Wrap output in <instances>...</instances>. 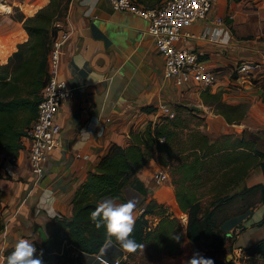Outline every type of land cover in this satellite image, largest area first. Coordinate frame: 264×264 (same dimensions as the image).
<instances>
[{
  "label": "crops",
  "instance_id": "obj_1",
  "mask_svg": "<svg viewBox=\"0 0 264 264\" xmlns=\"http://www.w3.org/2000/svg\"><path fill=\"white\" fill-rule=\"evenodd\" d=\"M4 1L11 6L0 11V57L7 62L18 42L28 39L30 34L11 12L15 0ZM49 1L20 3L28 14H35ZM161 1L138 0L146 5ZM215 5L226 20L214 35L209 30V18L196 20L186 28L190 34L185 42L204 49L203 57L209 67L222 69L216 83L202 85L196 80L178 84L165 74V59L155 45L147 17L130 9L114 8L110 0H99L91 14L85 0L70 1L67 15L57 24L72 29L63 45L60 75L72 87L73 94L60 104L59 142L49 152L42 174L32 170L28 138L18 153L15 171H9L8 157H2L1 171L4 175L12 173L13 181L1 196L4 227L0 230V264H4L5 250L20 239L29 240L37 249L51 232L53 217L71 214L77 188L100 158L113 143L129 144L131 129H145L150 120H160L165 115L159 106L163 101L170 102L176 112L184 109L183 116L200 109L199 113L205 116L200 126L212 140L227 132L244 133L256 140L258 146L259 140H264L259 132L264 129V0H216ZM224 33L225 38L219 39ZM246 60L257 64L250 72L238 71L236 64ZM212 92L219 93V98L228 103H243L246 110L241 119L227 120L218 111ZM159 155L155 148L153 156L123 189V199L104 195L101 201L112 199L121 204L134 200L135 219L151 198L168 204L176 187L169 177L156 181L157 170H171L160 162ZM260 182L264 184V169L255 164L243 183L250 186ZM168 209L173 210L174 206L169 204ZM147 217L150 225L155 226L160 216L151 212ZM180 217L185 220L187 213L181 212ZM222 226L231 233L228 241L233 248L264 238V197L226 218ZM103 247V259L98 263L91 260H98L100 252L74 249L72 253L81 264H107L113 257L127 255L115 237H109ZM208 250L186 234L180 253L165 254L156 263L148 264H187L195 251L207 258L219 256ZM85 257L91 259L89 263Z\"/></svg>",
  "mask_w": 264,
  "mask_h": 264
},
{
  "label": "trees",
  "instance_id": "obj_2",
  "mask_svg": "<svg viewBox=\"0 0 264 264\" xmlns=\"http://www.w3.org/2000/svg\"><path fill=\"white\" fill-rule=\"evenodd\" d=\"M70 1L50 0L35 14H28L24 9L12 13L23 22L30 37L18 42L8 62L0 60V165L3 155L19 153L24 146L23 138L38 114L42 88L49 78L52 37L59 28L57 22L67 15ZM211 96L216 100L218 111L230 122L244 115L243 103H228L219 98L217 92H212ZM188 124V118L177 110L174 116L162 115L158 121L150 120L145 129H131L129 144L113 143L77 188L71 214L53 217L52 230L37 246L35 256L41 258L43 264H78L72 253L74 249L99 253L109 236L104 227L98 229L92 222L91 211L104 195L123 199V189L153 156L155 148L160 151V162L170 165L172 173L177 172L176 190L168 204L154 198L148 200L136 219L132 238L150 247L158 254L157 259L165 254L180 253L186 234L203 247L233 249L232 243L227 244L229 232L222 226L226 218L235 214L226 212L227 205L237 196L246 197L253 192L264 197V184L246 185L230 192L240 186L253 165L261 164L264 169V149L244 133L227 132L214 140L199 127L184 133ZM177 155L179 160L174 163L171 160ZM0 178L4 179V183L0 182L1 230L4 227L1 196L13 179L5 176L1 168ZM204 184L211 187L209 201L202 200L205 191L200 187ZM169 204L175 211L168 209ZM251 204L245 202L240 211ZM151 212L160 216L155 226L150 225L147 217ZM181 212L188 214L186 231ZM250 246L259 251L264 249V238ZM14 248L5 250L4 264ZM213 260L214 264H227L222 256H215Z\"/></svg>",
  "mask_w": 264,
  "mask_h": 264
},
{
  "label": "built area",
  "instance_id": "obj_3",
  "mask_svg": "<svg viewBox=\"0 0 264 264\" xmlns=\"http://www.w3.org/2000/svg\"><path fill=\"white\" fill-rule=\"evenodd\" d=\"M110 1L114 8L130 9L149 19V30L154 36L155 45L165 59V74L178 84L196 80L202 85H213L221 78L222 69L209 67L203 57L204 49L191 47L185 42V37L190 34L186 28L196 20L209 18V30L213 35L217 32V27L225 23V17L215 9L216 0H162L154 5L139 3L138 0ZM71 32V28L59 25L52 37L48 60L49 78L42 88L38 114L23 138V142L25 138L29 139L30 163L37 175L44 172L48 154L59 142L61 125L57 113L60 104L73 94L72 87L60 75L63 45ZM226 35L224 33L218 38L223 39ZM256 64L246 60L238 62L235 67L238 71L250 72ZM159 106L167 116L176 114V108L170 102L163 101ZM9 158L10 165L18 164V154H12ZM154 176L156 181L162 182L168 178L169 170L159 169ZM146 204L142 205V211ZM121 259V256L113 257L107 264H120Z\"/></svg>",
  "mask_w": 264,
  "mask_h": 264
},
{
  "label": "rangeland",
  "instance_id": "obj_4",
  "mask_svg": "<svg viewBox=\"0 0 264 264\" xmlns=\"http://www.w3.org/2000/svg\"><path fill=\"white\" fill-rule=\"evenodd\" d=\"M5 3L6 2L4 0H0V11H7L6 6L11 7L8 4L5 5ZM15 7H17V9H15ZM21 9H23V8H22V5L20 3V0H15L11 12L15 13L16 11L21 10ZM0 60H1V57H0ZM186 108H189V107H186ZM183 110H181L182 114L184 113ZM200 111H201L200 109H198L196 111L191 110V112L189 114L184 115L188 118V122H189L188 128H185L184 133L187 131H190L191 128H194V127H200V129H202L200 124L204 122L205 116L203 114L199 113ZM202 130L205 132L204 129H202ZM259 132H261V135L264 138V129L262 131H259ZM184 138H185V135H184ZM259 146L262 149H264V140H259ZM9 160H10V158L8 157L7 163H8L9 171H12V169H14V171H15V168L18 167V164L13 165V163H12L10 165ZM177 160H179L178 155H177V157H175L171 161H173L175 163ZM17 163H18V161H17ZM2 166H3V159L1 161L0 168H2ZM168 166L170 168V165H168ZM14 171H13V174H14ZM176 173L177 172H175V171H174V173H172V171L170 170V173L168 176L172 180V182L175 184V187H176V183L174 181V177H175ZM11 174L8 173L5 176H11L13 179V176ZM166 179H168V178H166ZM3 180H4L3 178H0V182L4 183ZM206 184H204L200 187L201 190L205 191V195L202 197L203 201H209L212 198L211 187H209ZM244 186H245V183L242 182L238 188L231 190L230 193H232L238 189H242ZM212 188H213V186H212ZM259 198H260V194L258 192H253L252 194H250L249 196H246V197L237 196L230 203H228L226 212H230V213L239 212L241 210V208H243L242 204H244L245 202H247V203L252 202V204H255L259 200ZM173 210L175 211V209H173ZM187 218H188V214H187L186 219L182 220L184 223L185 231H186L185 227H186ZM228 242L229 243H227V244L229 245L230 241H228ZM250 245L246 246L244 244H241V245L237 244L236 248H233L231 250H229L228 247L226 249L208 248L209 249L208 251L210 254L222 256L227 261V264H264V249H261L260 251L257 249L255 250ZM143 246L144 247L138 249L135 253H127V255L123 256L120 264H141L142 262L146 263V264L156 263L158 261V259H157L158 254L153 252L151 250V248L148 247L147 245H143ZM228 253H231L230 259L227 258ZM101 258H102V256H101ZM76 260L79 261L78 258H76ZM90 260L91 259H88L85 257V261H87L88 263ZM91 261L98 263L97 259L96 260L92 259ZM92 262H90V263H92ZM78 264H81V262L79 261Z\"/></svg>",
  "mask_w": 264,
  "mask_h": 264
},
{
  "label": "clouds",
  "instance_id": "obj_5",
  "mask_svg": "<svg viewBox=\"0 0 264 264\" xmlns=\"http://www.w3.org/2000/svg\"><path fill=\"white\" fill-rule=\"evenodd\" d=\"M98 2L99 0H85L86 4H90L88 14L95 10ZM135 207L136 203L131 199L121 204L115 203L112 199H105L99 202L90 213V219L95 226L98 229L104 227L107 235L115 237L120 242L121 249L127 253H135L144 247L132 238L136 223L133 214ZM36 251L32 242L20 239L17 241L14 251L7 257V264H43L42 259L35 256ZM187 264H214V260L195 251Z\"/></svg>",
  "mask_w": 264,
  "mask_h": 264
},
{
  "label": "water",
  "instance_id": "obj_6",
  "mask_svg": "<svg viewBox=\"0 0 264 264\" xmlns=\"http://www.w3.org/2000/svg\"><path fill=\"white\" fill-rule=\"evenodd\" d=\"M228 235H229L228 237L231 238V233H228ZM103 249H104V247H103ZM81 251H82V250H81ZM82 252H85V251H82ZM85 253H87V252H85ZM94 254H95V253H94ZM101 256H102V252L99 253L98 261H101V260H102ZM230 256H231V253H228V254H227V258L230 259Z\"/></svg>",
  "mask_w": 264,
  "mask_h": 264
},
{
  "label": "bare ground",
  "instance_id": "obj_7",
  "mask_svg": "<svg viewBox=\"0 0 264 264\" xmlns=\"http://www.w3.org/2000/svg\"><path fill=\"white\" fill-rule=\"evenodd\" d=\"M6 5V4H5ZM7 7V9H9L10 7L9 6H6Z\"/></svg>",
  "mask_w": 264,
  "mask_h": 264
}]
</instances>
